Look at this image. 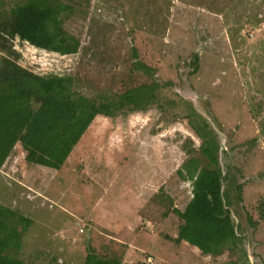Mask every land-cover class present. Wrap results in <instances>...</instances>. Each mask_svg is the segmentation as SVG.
<instances>
[{
	"label": "rangeland",
	"instance_id": "374dc122",
	"mask_svg": "<svg viewBox=\"0 0 264 264\" xmlns=\"http://www.w3.org/2000/svg\"><path fill=\"white\" fill-rule=\"evenodd\" d=\"M22 1L0 0V8ZM60 1L71 8L64 29L81 41L77 54L19 39L6 54L36 74L77 78L92 97L157 82L165 110L97 117L61 170L29 164L17 146L0 170V205L31 220L14 258L264 264V0ZM135 53L150 75L134 68ZM189 115L204 136L217 139L234 188L243 184L242 203L230 193L243 238L233 254L204 257L167 238L179 225L173 206L184 209L192 197V183L178 171L202 145ZM249 217L258 224L250 226Z\"/></svg>",
	"mask_w": 264,
	"mask_h": 264
},
{
	"label": "trees",
	"instance_id": "16d2710c",
	"mask_svg": "<svg viewBox=\"0 0 264 264\" xmlns=\"http://www.w3.org/2000/svg\"><path fill=\"white\" fill-rule=\"evenodd\" d=\"M70 9L60 0H24L10 10L0 8V170L19 145L29 164L61 170L97 117L114 119L154 107L165 110L160 97L162 87L157 82L92 97L81 90L77 78L36 74L6 54L11 52L9 44L15 39L60 55L77 54L81 41L64 29L63 16ZM198 56L194 62H198ZM134 59V68L150 75L149 65L138 54ZM186 118L202 145L178 171L181 179L192 183V197L184 209L173 206L179 225L176 237L167 238L197 249L204 257L233 254L243 238L232 216L230 193L235 190L237 201L242 203L243 184L234 188L232 176L224 175L217 139L204 136L191 116ZM259 213V221L264 222V204ZM248 223L252 227L258 224L251 217ZM30 226L29 218L0 205V264H22L13 253L21 249L22 231ZM94 259L95 255L89 254L87 264H122L116 258Z\"/></svg>",
	"mask_w": 264,
	"mask_h": 264
},
{
	"label": "crops",
	"instance_id": "0c3cea01",
	"mask_svg": "<svg viewBox=\"0 0 264 264\" xmlns=\"http://www.w3.org/2000/svg\"><path fill=\"white\" fill-rule=\"evenodd\" d=\"M8 161H10V159H9ZM7 163H8V162H7ZM7 163H6V164H7ZM5 167H6V165H5Z\"/></svg>",
	"mask_w": 264,
	"mask_h": 264
}]
</instances>
